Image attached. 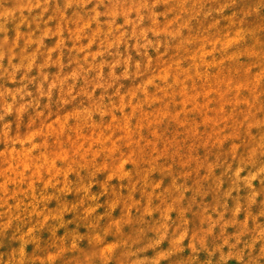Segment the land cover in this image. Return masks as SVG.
<instances>
[{
  "label": "rangeland",
  "instance_id": "rangeland-1",
  "mask_svg": "<svg viewBox=\"0 0 264 264\" xmlns=\"http://www.w3.org/2000/svg\"><path fill=\"white\" fill-rule=\"evenodd\" d=\"M0 264H264V0H0Z\"/></svg>",
  "mask_w": 264,
  "mask_h": 264
}]
</instances>
